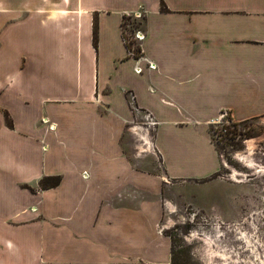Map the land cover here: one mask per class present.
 I'll list each match as a JSON object with an SVG mask.
<instances>
[{
  "label": "crops",
  "instance_id": "crops-1",
  "mask_svg": "<svg viewBox=\"0 0 264 264\" xmlns=\"http://www.w3.org/2000/svg\"><path fill=\"white\" fill-rule=\"evenodd\" d=\"M140 9L144 55L156 64L141 61L143 73L122 32ZM130 91L136 111L157 121L167 176L146 174L147 156H125ZM225 110L236 122L264 116V0H0V264H170L164 205L152 192L185 180L178 171L218 175L210 127ZM59 175L57 186H41ZM124 200L127 226L155 219L135 248L111 218Z\"/></svg>",
  "mask_w": 264,
  "mask_h": 264
},
{
  "label": "rangeland",
  "instance_id": "rangeland-1",
  "mask_svg": "<svg viewBox=\"0 0 264 264\" xmlns=\"http://www.w3.org/2000/svg\"><path fill=\"white\" fill-rule=\"evenodd\" d=\"M144 117L145 112H135V120L123 138L125 156H131L132 160L139 156L150 159L149 164L144 165L147 173L136 171L140 180L145 173H165L167 176L170 172L165 171L155 151L157 126L150 127ZM134 125L143 126V132L148 130L147 136L152 141L149 151L141 134L133 131ZM210 129L219 131L217 124H212ZM251 139L254 147L250 149L248 140ZM223 140L224 143L216 146L223 167L213 180L197 181L192 171H178L185 175V180H170L168 185L160 186V192H152L154 198L159 196L163 201L164 215L159 230L171 243L173 256L170 264H264V116L238 122L236 130L230 129ZM239 153L253 160V166L239 158ZM104 172L111 174L107 179H116L128 172L130 177L131 174V171ZM88 177L94 178L91 173ZM142 190L146 191L145 188ZM118 204L121 207L117 209L122 211L111 217L112 221L117 218L118 230L115 231L123 235L125 243H132L135 248L141 244L137 241L140 228L147 227L152 235L155 219L149 218L150 225L145 223L143 226L134 220L131 228L127 226V218L131 219L129 201ZM139 207L144 212L152 209L146 201H142ZM120 213L125 214L126 229H119ZM156 241L159 240L155 239L148 246L150 258L158 247ZM212 248L224 249L229 259L213 254Z\"/></svg>",
  "mask_w": 264,
  "mask_h": 264
},
{
  "label": "built area",
  "instance_id": "built-area-1",
  "mask_svg": "<svg viewBox=\"0 0 264 264\" xmlns=\"http://www.w3.org/2000/svg\"><path fill=\"white\" fill-rule=\"evenodd\" d=\"M145 16V11L143 9H140L133 13H127L123 19V40L129 49V55H131L136 61L135 71L137 73H143L145 71V66L141 64V61L143 60H146V62H148L146 65L148 69L156 68V64L147 61L148 59L144 55L143 41L146 38V31L142 28L141 21L144 20ZM127 98L130 106L133 109L138 110V107L135 104V93L131 91L128 92ZM144 118L148 121V125L150 127L154 126L155 128L157 121L154 120L150 112L145 113ZM213 124H217V127H219L218 132L211 131L213 143L215 144V146H217L220 143L225 142L223 138L229 133L230 129L236 130L238 122L233 120L228 110H225L220 114L219 118ZM49 128H51V126ZM155 151L157 152V148H155Z\"/></svg>",
  "mask_w": 264,
  "mask_h": 264
},
{
  "label": "bare ground",
  "instance_id": "bare-ground-1",
  "mask_svg": "<svg viewBox=\"0 0 264 264\" xmlns=\"http://www.w3.org/2000/svg\"><path fill=\"white\" fill-rule=\"evenodd\" d=\"M142 129H143V126H135L134 127V132L135 133H137V134H141L142 136H143V138H144V141H146V143H147V146H148V150H150L151 148H152V141H151V139L147 136V132H148V130H146V131H142ZM248 145H249V148L251 149V148H253L254 147V140L253 139H251V140H248ZM140 147H143L142 146V144H141V146ZM154 149V148H153ZM154 151V150H153ZM239 158H241V159H244V160H246V163L249 165V166H253V164H254V161L253 160H251L250 158H248V156H246V154H242V153H239ZM256 165V164H255ZM257 166V165H256ZM258 167H259V165H258ZM170 205V204H169ZM174 205V204H173ZM172 207V206H171ZM192 234H194V233H192ZM211 238V237H210ZM211 241V240H210ZM213 244V243H212ZM219 246V245H218ZM212 249H214V250H211L212 251V253L214 254H216V255H219V256H221L222 258H225V260H228L229 258H228V253L226 252V251H224V249H223V251L222 250H215V248H212ZM230 256V255H229Z\"/></svg>",
  "mask_w": 264,
  "mask_h": 264
},
{
  "label": "trees",
  "instance_id": "trees-1",
  "mask_svg": "<svg viewBox=\"0 0 264 264\" xmlns=\"http://www.w3.org/2000/svg\"><path fill=\"white\" fill-rule=\"evenodd\" d=\"M162 10L166 11L167 7L165 5V3H162ZM97 33H98V25L95 24V28H94V39H95V45H97ZM6 121L7 123L12 126L13 123L10 119V117L8 116V114L6 115ZM61 182V176H51V177H47L45 179L42 180L41 182V186L44 188L49 187V186H56Z\"/></svg>",
  "mask_w": 264,
  "mask_h": 264
},
{
  "label": "flooded vegetation",
  "instance_id": "flooded-vegetation-1",
  "mask_svg": "<svg viewBox=\"0 0 264 264\" xmlns=\"http://www.w3.org/2000/svg\"><path fill=\"white\" fill-rule=\"evenodd\" d=\"M259 140V139H258Z\"/></svg>",
  "mask_w": 264,
  "mask_h": 264
}]
</instances>
